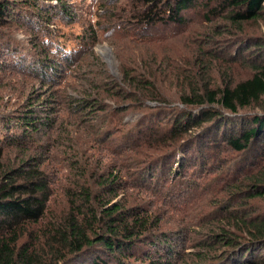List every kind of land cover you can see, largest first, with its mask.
<instances>
[{
  "label": "trees",
  "instance_id": "obj_1",
  "mask_svg": "<svg viewBox=\"0 0 264 264\" xmlns=\"http://www.w3.org/2000/svg\"><path fill=\"white\" fill-rule=\"evenodd\" d=\"M58 2L67 5L65 0ZM26 8L40 22L56 21L58 8H44L39 0H0V48L2 44L10 47L15 14H25ZM62 10L69 14L68 8ZM199 10L205 28L213 26V17L222 15L214 31L205 33L210 43L215 42L212 33L226 31H237L238 41L227 51L217 45L211 52L197 47L181 58L152 55L140 62L136 73L124 70V86L132 89L127 96L136 103L151 101L159 108H171L172 103L181 102L185 109L166 117L165 128L157 122L138 125L136 140L129 135L123 145L126 151L120 152L123 156L151 152L143 160L127 156L124 167L133 182L157 185L162 172L176 180L189 166L198 165V180L186 181L178 188L179 195L169 194L195 201L196 208L191 210L197 209L198 215L190 220L195 225L186 222L187 230L177 226L173 235L162 230L163 217L156 209L126 208L122 202L109 205L126 185L119 181L118 172L107 170L92 175L94 186L89 181L79 188L68 187L71 209L43 224L54 195L42 168L44 161L30 155V159L22 157L18 167L9 168L6 163L8 147L29 155L42 147L43 135L63 121L52 115L53 106H45L54 95H40L30 98L18 120L0 114V264H264V34L246 31L250 24L264 25V0H139L133 16L147 28L181 29ZM75 50L78 53L80 48ZM64 60L69 65L73 57L65 55ZM60 64L45 53L32 67L57 81ZM242 66L247 73L237 72ZM85 79L81 88L87 86L83 91H89L88 96L67 91L68 109L74 113L90 109L95 117L98 112L107 113L109 108L100 99L105 95ZM113 120L109 122L115 124ZM228 151L241 156L236 167L226 158ZM239 171L245 172L242 180L236 177ZM199 226L207 228L196 232ZM180 244L184 246L179 248ZM186 244L195 249L188 251Z\"/></svg>",
  "mask_w": 264,
  "mask_h": 264
},
{
  "label": "rangeland",
  "instance_id": "obj_2",
  "mask_svg": "<svg viewBox=\"0 0 264 264\" xmlns=\"http://www.w3.org/2000/svg\"><path fill=\"white\" fill-rule=\"evenodd\" d=\"M39 1L44 8H58L54 18L56 21L51 25L40 22L37 17L33 18L34 15H31L27 8L23 10L25 14L16 12L15 22L9 29L11 45L6 47L2 44L0 48V65L4 68L0 71V114L18 120L27 110L30 98L36 99L40 95L50 98L52 93V104L48 102L45 106H53L55 112L52 115L63 117V121L58 120L57 126L49 131V136L43 135L42 147L37 151H31L29 155L24 156L17 148L8 147L6 152L9 168L18 167L21 158L30 159V155L44 161L42 168L51 180L54 195L49 202V216L43 224L53 220L54 216L60 219L65 211L71 209L72 201H69L67 195L68 187L79 188L82 183L89 181L94 186L92 175L95 177L107 170L118 172L119 181L126 185L122 190L124 192H120L109 205L122 202L126 208L142 205L150 207L151 210L156 209L163 217L162 230L173 235L177 233V226H183V230L189 229L186 222L191 223L193 227L195 222L190 220L198 215L197 209L191 210L196 208V205L192 204L195 201H183L182 198L177 200L178 197H169V194H174L175 191L179 195L178 188H183L186 181L192 178L198 180L199 166H189L176 180L169 178L168 173L162 172L157 185L149 184L148 181L133 182L128 175V169L124 167L128 161L127 156L132 155L143 160L142 156L145 158V153L151 152L147 150L141 155L138 151L128 152L125 156L120 154L126 151L123 150L126 149L123 145L128 141L129 135L136 140L134 129L138 128V125L157 122L165 128L169 119L166 117H171L172 114L174 117L181 109H185V106L181 102L172 103L171 108H159L157 102L151 101L136 103L127 96L132 89L124 86V70L136 73L140 62L147 61L152 55H157L160 59L167 55L181 58L189 56L190 51H195L197 47L211 52L217 45H220L218 47L222 48V51H227V47H233L238 41L240 34L237 31L212 33L211 37L215 42L212 40L210 43L205 33L214 31L215 25L223 21L222 17H219L222 15L213 17V26L205 28L202 26L205 22L200 21L201 10L192 13L190 24L181 29L164 25L147 28L133 16L139 6V0H65L66 6H59L58 0ZM64 8L70 10L68 15L64 14ZM246 31L248 34L262 35L264 25L250 24ZM78 48L80 51L77 53L75 49ZM45 53L49 55L50 60L57 59L62 63L61 76L54 77L57 81L50 79V73H42L43 69L34 70L32 67V62H39ZM65 55L73 57L69 65L64 60ZM45 62L49 60L43 61ZM239 66L238 64L237 67ZM237 72L245 74L248 70L242 66ZM85 78H89L100 93L105 95L100 96V99L109 110L107 113L98 112V118L91 114L90 109L76 113L68 109L71 107L65 93L68 91L74 95H83V89L87 86L81 88V85L86 83ZM117 91L119 94H114ZM58 92L62 97L57 95ZM85 94L88 96L89 91L86 90ZM125 107L127 108L124 109ZM113 119L116 120L115 124L109 122ZM103 120L105 122L100 126ZM51 134L52 140H48ZM240 157L236 152L226 153V158L234 167ZM75 161L79 164L74 165ZM178 170L179 168L176 171ZM134 171L135 169L131 170ZM235 174L240 180L245 178V172L239 171ZM171 180L175 182L172 183ZM194 194V191L190 193L192 199ZM126 199L128 201H122ZM94 204L96 205V202ZM207 209L209 208L205 210ZM205 221L207 225L208 215ZM201 228L205 230L207 227L199 226L195 231H201ZM195 231L193 237L197 235ZM183 246L180 244L178 247ZM186 247L188 251L195 249L188 244Z\"/></svg>",
  "mask_w": 264,
  "mask_h": 264
}]
</instances>
